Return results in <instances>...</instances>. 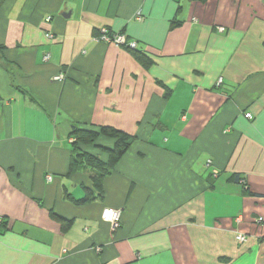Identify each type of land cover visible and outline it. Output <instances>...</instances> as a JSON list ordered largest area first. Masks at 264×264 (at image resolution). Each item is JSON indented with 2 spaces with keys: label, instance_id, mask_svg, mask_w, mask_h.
<instances>
[{
  "label": "crops",
  "instance_id": "1",
  "mask_svg": "<svg viewBox=\"0 0 264 264\" xmlns=\"http://www.w3.org/2000/svg\"><path fill=\"white\" fill-rule=\"evenodd\" d=\"M0 46V264H264V0H4ZM74 124L137 137L81 205Z\"/></svg>",
  "mask_w": 264,
  "mask_h": 264
},
{
  "label": "trees",
  "instance_id": "2",
  "mask_svg": "<svg viewBox=\"0 0 264 264\" xmlns=\"http://www.w3.org/2000/svg\"><path fill=\"white\" fill-rule=\"evenodd\" d=\"M3 2L4 0H0V6ZM106 30L107 34H109L110 36H113L115 34L109 32L108 29ZM130 43L131 42L127 41L126 39V43L123 44L122 47L129 50H136L137 47L131 48L129 45ZM3 48L4 46H0V50H2ZM138 58L141 59L146 66L149 65V59L145 55L138 54ZM0 61L1 63L3 62L2 56H0ZM71 134L74 139L72 142L73 147L69 174L77 171L78 169H81L82 171L89 170L91 172V178L93 180V188L83 186L85 195L80 199L74 198L70 192L66 191L67 198H69L75 204L81 205L92 202L103 196L104 177L114 170L115 166L129 151L137 137L134 134L110 125H100L98 127L86 128L74 124V129ZM101 136L113 139V146L108 147L98 143V139ZM92 147L97 148L99 150V153L92 152L90 150V148ZM103 152L107 155L106 159L101 156ZM5 225V219H2V221L0 222V231ZM64 226L67 227L68 225L65 223Z\"/></svg>",
  "mask_w": 264,
  "mask_h": 264
},
{
  "label": "built area",
  "instance_id": "3",
  "mask_svg": "<svg viewBox=\"0 0 264 264\" xmlns=\"http://www.w3.org/2000/svg\"><path fill=\"white\" fill-rule=\"evenodd\" d=\"M52 19L51 16H48L46 18L47 21H50ZM220 30H225L224 27H221ZM54 35L52 32H47V37L52 38ZM102 39L112 42L118 46H122L123 44L126 43V38L123 34H114L113 36H110L109 34H107V30L106 29H102ZM131 48H136L137 47V43L135 41L131 42L130 44ZM46 59L49 58V55H47L45 57ZM223 79L222 77H220L217 81V84L220 85L222 83ZM245 116L247 118L252 119L253 118V113L250 111L245 112ZM216 173V172H215ZM48 179L51 180L52 179V175L48 176ZM102 219L106 222H108L112 228V230H116L118 229L121 224H122V209L120 208H114V207H105L102 211V215H101ZM2 221V219H0V222ZM237 239L240 242H244L246 240V236L242 233H239L237 235ZM98 250H100V248H98Z\"/></svg>",
  "mask_w": 264,
  "mask_h": 264
},
{
  "label": "rangeland",
  "instance_id": "4",
  "mask_svg": "<svg viewBox=\"0 0 264 264\" xmlns=\"http://www.w3.org/2000/svg\"><path fill=\"white\" fill-rule=\"evenodd\" d=\"M239 241V240H238ZM240 242V241H239Z\"/></svg>",
  "mask_w": 264,
  "mask_h": 264
}]
</instances>
